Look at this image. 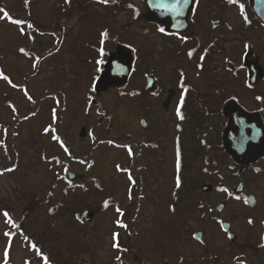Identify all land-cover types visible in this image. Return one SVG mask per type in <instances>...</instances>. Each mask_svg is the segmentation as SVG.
<instances>
[{
	"label": "rangeland",
	"instance_id": "374dc122",
	"mask_svg": "<svg viewBox=\"0 0 264 264\" xmlns=\"http://www.w3.org/2000/svg\"><path fill=\"white\" fill-rule=\"evenodd\" d=\"M115 1L69 0L67 9L64 0H30V3L0 0V8L3 5L11 15L18 16L16 19L21 25L27 22L28 13L20 3L29 4L30 17L46 29L43 31L31 24L19 28L16 23L5 21L0 12V65L12 80L9 85L0 78V166H7L10 161L5 149L7 139L18 155L14 173L0 174V264H42L41 260L30 261L36 251L24 245L22 233L11 231L25 208L31 211L23 224L27 231L40 234L49 227L43 205L37 201L50 196L61 200L62 190L67 187L62 177L68 170L84 181L88 175L96 179L98 188L91 183L86 192L78 186L76 193L72 191L75 186L69 189L67 206L73 209L74 217L63 212L64 218L57 228L46 235L44 249L55 252L58 248L67 250L75 246L78 252L72 257L75 264H139L125 257L117 259L120 246L130 238L137 253L142 255L141 263L165 264V250L176 242L168 239L171 229L179 231L181 224L191 222L189 215L182 211L180 215H183L175 219L177 207L179 211L178 197L175 198L178 193L173 188L175 177L155 173L150 166L149 148L140 150L135 146L133 122L143 104L139 99H128L127 95L137 90L146 74L157 76L164 89L173 88L172 72L184 65L180 59L174 61L162 54L166 50L161 52L160 46L169 48L164 45L166 39L160 45V40L144 29L145 23L139 16L145 13L143 0ZM127 6L135 7L138 14L134 16L131 10L125 9ZM59 16H62L63 35L51 28ZM42 32L44 35H39ZM156 44L160 45L156 48L157 54L150 53V47ZM179 44L172 42L174 46ZM116 45L132 50L137 47L140 52L137 54L140 63L135 65L136 70L123 88L125 96L113 92L116 89L98 97L91 95L92 76L105 59L100 51L105 56ZM29 51L39 55L40 64L25 83V75L33 68L26 56ZM190 67L191 64L185 71L189 78L192 77L189 72H193ZM26 91L35 99L43 94L51 97L40 104L35 116L9 134L8 128H13L16 117L29 113L31 101ZM170 118L171 115L160 111L159 105L156 107L154 121ZM83 126L87 127L88 134L80 139ZM98 129L103 133L100 139L103 144L89 156L88 150L93 144L91 135ZM73 154L78 158L74 159ZM135 158L146 166L136 168ZM106 201L112 204L101 211ZM168 207L172 215L168 214ZM86 210L94 212L95 217L91 225L81 226L75 215Z\"/></svg>",
	"mask_w": 264,
	"mask_h": 264
},
{
	"label": "flooded vegetation",
	"instance_id": "af4514ba",
	"mask_svg": "<svg viewBox=\"0 0 264 264\" xmlns=\"http://www.w3.org/2000/svg\"><path fill=\"white\" fill-rule=\"evenodd\" d=\"M249 2L192 0L188 29L182 34L167 33L164 27L141 19L146 32L157 37L160 45L166 39L164 45L169 47L156 44L150 53L157 54L160 46L161 52L166 50L165 57L180 59L184 65L172 72L173 88L164 89L157 76L146 74L137 90L127 94L128 99L143 104L133 122L135 146L149 148L155 173L175 177L179 206L175 219L180 211L191 219L189 225L181 224V230L171 229L168 239L176 242L165 250V264H264V156L255 163L237 164L225 151L222 139L227 125L222 107L227 103L234 102L264 121V3L254 10ZM174 41L180 44L174 46ZM119 46L109 50L105 59ZM130 50L133 72L140 63V52L137 47ZM190 64L191 78L185 73ZM103 69L104 63L92 76L90 94L98 97L116 89L113 92L125 96L126 85L95 92V81ZM149 76L155 79L152 92L145 91ZM170 90L173 93L164 110ZM158 105L170 119L153 120ZM102 136L100 129L91 135L94 151ZM135 162L136 168L146 166ZM168 214L172 215L169 207Z\"/></svg>",
	"mask_w": 264,
	"mask_h": 264
},
{
	"label": "water",
	"instance_id": "95a60500",
	"mask_svg": "<svg viewBox=\"0 0 264 264\" xmlns=\"http://www.w3.org/2000/svg\"><path fill=\"white\" fill-rule=\"evenodd\" d=\"M144 3L145 22L164 27L168 33H184L188 29L186 19L192 7V0H144ZM249 3L256 10L262 7L264 0H250ZM116 51L108 57L102 75L95 82V92L106 93L112 87L125 85L132 68L133 54L124 47ZM154 84L153 77L147 78L145 91L152 92ZM172 93L171 90L168 93L163 104L164 110L169 106ZM222 108V116L227 120L222 135L225 151L237 164L255 163L264 156V121L261 122L257 114L247 113L234 102L227 103ZM140 122L141 126H146L145 122ZM79 137H86L85 127L81 128ZM65 177L69 182L75 179V175L68 172ZM76 218L81 224H91L94 213L85 211Z\"/></svg>",
	"mask_w": 264,
	"mask_h": 264
},
{
	"label": "trees",
	"instance_id": "16d2710c",
	"mask_svg": "<svg viewBox=\"0 0 264 264\" xmlns=\"http://www.w3.org/2000/svg\"><path fill=\"white\" fill-rule=\"evenodd\" d=\"M94 1L96 2L97 0H94ZM114 3L116 4L117 2L115 1ZM68 7H70L69 2L67 4V9H68ZM125 9H132V8L130 6H127V7H125ZM136 14L137 13L134 12V9H133V15L136 16ZM61 17L62 16H59L58 22H56V24L55 23L52 24L51 28L54 30H57L58 32L63 34L62 32L64 30V27L62 26V23L60 20V19H62ZM64 17H66V16H64ZM6 18L8 20H10L11 23L15 22V20L12 18H9L8 15L6 16ZM27 18L30 20V22L36 23L31 17H27ZM134 18L135 17H133V19ZM63 22H64V20H63ZM37 27L40 30H43V31L46 30L45 27H43L39 24ZM43 33L44 32H42L41 34H43ZM45 33H47V32H45ZM26 56L31 59V61L33 63L32 64L33 68L29 74L25 75V78H24L25 83H27L28 79L31 76H33L34 73L37 72V70L39 68V64H40V58L37 57L39 55L36 56L31 51H29V54ZM1 66L2 65H0L1 77L3 79L7 80L9 83L12 82V80H10V78H9V74L4 72L3 68ZM27 95H29L27 97L31 101V105L29 106L30 107L29 113L15 119V122L12 126L13 128H8L9 134H11L12 131L15 129V127H17L20 123H22L23 121H26V120L30 119L31 117L35 116L36 112L39 109L40 104L45 99L51 97V96H49L50 94H43L39 98L35 99L34 97H32L30 95L29 92L27 93ZM5 149H6L8 156H9L10 161H9V164L7 166H0V174H3V173L12 174V173H14L16 166H17V159L16 158L18 155L16 154V152L14 150H12L10 148L9 139H7L5 142ZM89 153H90V151H89ZM93 181L94 180L90 176H88L86 181H84L82 178L81 181H77L76 183H73L74 185H72V184L68 185L67 184L68 186L62 190L63 196L61 197L62 198L61 200L53 199L54 197L52 198V196H50L48 199L43 200V201L38 200L37 203H39L40 205H43V209L45 210L44 215L47 217L46 220H48V223H49V227H47L46 229H43L44 231H42L40 234L39 233L38 234H32L26 230L25 226L23 227L25 220L28 218L29 213L31 212L30 208L24 209L23 214H21V219L19 221H17L16 228H14V230L11 232H12V234H15L17 232L22 233V238L25 242L24 245L26 247L31 246V249L36 251V254L34 255V257L32 256V258H30L31 262L41 260L42 264H75L76 261L72 258L75 254L76 255L78 254L77 249H74L75 246L71 245V247H69L67 250L66 249L61 250V248H58L55 252H48V251H45V249H44V243L46 242L45 237H46V235H48L50 232H52L54 229L57 228V225H58V223H60V220H62V218H64L63 212H65V214L67 212L68 215L70 214V216H73V209L68 208V206H67V204H68L67 203V196L69 195V193H67V192L69 191V189L72 190L75 186V188L72 191H75V193H76V190H77L76 186H78V187H80L82 192H86V189H88L87 185L92 183ZM94 184H95L94 186L96 188H98L96 186L97 184L96 183H94ZM50 198H52V200ZM111 204L112 203H108V201H106L104 203V205L102 206L101 211H105L107 209V206L108 205L110 206ZM56 240H58V239H56ZM58 241H60V240H58ZM132 248H133V243L129 239L127 249L131 250ZM86 252H87V250H86ZM123 257L129 258V260L132 262L136 261V259H137V261H139L138 256L136 255L135 252H124V253L119 252V258H123Z\"/></svg>",
	"mask_w": 264,
	"mask_h": 264
},
{
	"label": "snow or ice",
	"instance_id": "6c2138e0",
	"mask_svg": "<svg viewBox=\"0 0 264 264\" xmlns=\"http://www.w3.org/2000/svg\"><path fill=\"white\" fill-rule=\"evenodd\" d=\"M100 2H102V3H108L109 0H100ZM113 2H114V0H113ZM230 2H232V0H230ZM5 16H7V13H5ZM15 23H20V21H15ZM29 26H30V25H29ZM160 31L163 32L164 29L161 28ZM177 113H178V115H179V109L177 110ZM249 223H251V221H249ZM113 247H117V245L114 244ZM5 254L7 255V253H5ZM117 259H119V257H117Z\"/></svg>",
	"mask_w": 264,
	"mask_h": 264
}]
</instances>
